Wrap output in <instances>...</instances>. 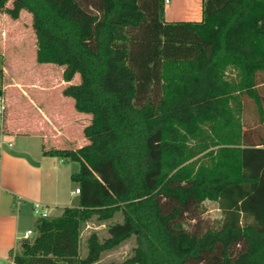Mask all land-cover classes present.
Wrapping results in <instances>:
<instances>
[{
	"label": "trees",
	"instance_id": "trees-1",
	"mask_svg": "<svg viewBox=\"0 0 264 264\" xmlns=\"http://www.w3.org/2000/svg\"><path fill=\"white\" fill-rule=\"evenodd\" d=\"M8 1L0 14L31 15L36 62L79 75L62 94L91 116L87 145L47 153L79 164L78 205L39 218L9 259L97 264L133 238L120 264H264V131L241 122L247 98L264 127V0H201L199 22H165L164 0ZM204 202L221 226L186 228ZM117 215L80 259L82 225Z\"/></svg>",
	"mask_w": 264,
	"mask_h": 264
},
{
	"label": "crops",
	"instance_id": "crops-1",
	"mask_svg": "<svg viewBox=\"0 0 264 264\" xmlns=\"http://www.w3.org/2000/svg\"><path fill=\"white\" fill-rule=\"evenodd\" d=\"M172 3L174 6L171 9L169 8L170 2L164 6L165 22L201 21L202 2L173 0ZM190 5H193V9ZM2 15L6 14L2 13L0 17ZM6 31L8 32L6 27L0 30L1 42L4 34H8ZM34 50L36 51V44ZM68 85H72L71 82L62 81L58 93L54 92V89L44 88L40 84L30 87L37 90L33 92V95L38 97L37 100L40 101V104L31 98L27 100L25 97L28 95L24 97L19 93L20 98L27 101V106L30 105L31 111L34 113L25 121L26 128L23 130L19 124L11 120L12 112L8 111L7 107L10 97L0 95V102L6 109V117L3 120L2 129H0L1 264H14L9 259V253L15 250L17 242L22 239L25 231L29 230L27 228L21 232L20 227L23 221L31 219L30 212H33L35 204L45 208L47 215L51 209L60 207V213L55 218L61 215L65 207H74L70 204V200L74 195H77L73 194L76 187L72 189L67 186V196L61 195L60 183L67 184V182L64 183L59 174L66 172L69 177V172L60 170L61 167H56L55 162L51 159L52 156L47 154L54 150L76 151L88 144L83 135V129L90 124L91 116L77 112L74 108V101L63 96L62 91ZM12 86H14L12 89H16V85ZM12 94L17 96L16 93ZM31 111H27V114L32 113ZM8 143L11 146H8ZM66 160L60 158L59 164ZM83 226H88V229L80 232V259H84L87 255L88 237L96 233L95 227L91 228L90 221ZM98 263L110 264L104 263L102 259Z\"/></svg>",
	"mask_w": 264,
	"mask_h": 264
},
{
	"label": "rangeland",
	"instance_id": "rangeland-1",
	"mask_svg": "<svg viewBox=\"0 0 264 264\" xmlns=\"http://www.w3.org/2000/svg\"><path fill=\"white\" fill-rule=\"evenodd\" d=\"M197 1L199 3L201 2V0ZM11 2L12 0L8 1L6 4L7 8L11 7ZM169 2L171 3L169 6L171 9L174 6L172 3L173 0H169ZM190 7L193 9V5H190ZM31 23V15L24 10L21 11V14L17 20H12L7 14L0 17V30L5 27L6 30H8V32L6 31L8 34L5 35L3 33L4 38L2 42L0 39V95L10 97L9 105H7V107L8 111L10 110L12 112L11 120L16 124H19L22 130L26 128L25 121L31 115L33 116L34 113L31 111L32 108H30V105L27 106V101H25L23 98H20L19 93L24 97L28 95L25 97L27 100L31 98L34 100V102L40 104V101L37 100L38 97L33 95V92H36L37 90H33L30 87L40 84L43 85L44 88L47 87L54 89V92L57 91L56 93H58L59 87L62 84L61 70L63 67H58L53 64H38L36 62V51L34 50L36 41ZM232 77V72H228L227 78ZM79 82L80 77L78 74H76L71 81V84L77 85ZM12 85H16L15 88L17 90L12 89V87H14ZM258 89L264 98V84L259 85ZM12 93H16L17 96ZM242 105L243 112L241 115V122L245 129H254V131L258 130L259 133H262L264 131V127L259 125L258 116L251 101L247 98H242ZM27 111H31L32 113L27 114ZM5 117L6 109L4 111L3 120ZM51 159L53 162H55L56 167H61L60 170L69 172V177H67L66 172L59 174V177L62 178L61 180H63L64 183L67 182V184H63V182L60 183L61 195L67 196V186H70L72 189L75 187L79 188V185L76 182L70 180V176L72 174L79 172V164L69 159L59 164L60 157L58 156H52ZM64 187L67 188L64 189ZM78 202V195H74L70 200V204H72L74 207L78 205ZM30 213L31 219H26L23 221L20 227L21 232L25 231L27 228L33 231V234L29 237V239H31L35 233L34 228L36 220L39 217L33 212ZM59 213L60 207H58V209H51L47 215V219H53ZM194 215L196 217L195 220H190L188 216V219H186L185 222V227L191 229L196 226L201 232H204L208 229H218L221 226L223 219V215L218 208V204L213 202H204ZM89 221L91 223V228L95 227L96 229L95 234L99 242H102L105 238L109 237V225L114 222H120L121 216L117 215L113 221L107 223L98 222L95 217H92ZM83 225L81 227V231L88 229V226L86 227ZM134 247L135 241L133 238H131L119 245L117 248L103 252L100 256V260L102 259L104 263L120 264L132 256Z\"/></svg>",
	"mask_w": 264,
	"mask_h": 264
},
{
	"label": "built area",
	"instance_id": "built-area-1",
	"mask_svg": "<svg viewBox=\"0 0 264 264\" xmlns=\"http://www.w3.org/2000/svg\"><path fill=\"white\" fill-rule=\"evenodd\" d=\"M168 3H169L168 0H164L165 5H167ZM4 111H5V107L1 104L0 105V129H2ZM8 146H11V144L8 143ZM79 193L80 192H79L78 188H76L73 192V194H77V195ZM33 213L38 215L39 216L38 218H47V210L38 204H35L33 206ZM32 234H33V232L31 230H27L23 234L22 238H29Z\"/></svg>",
	"mask_w": 264,
	"mask_h": 264
}]
</instances>
